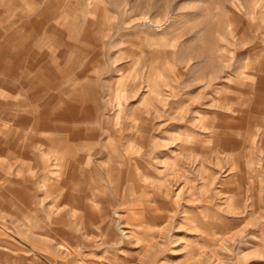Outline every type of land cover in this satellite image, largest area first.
I'll return each mask as SVG.
<instances>
[{"label":"rangeland","instance_id":"rangeland-1","mask_svg":"<svg viewBox=\"0 0 264 264\" xmlns=\"http://www.w3.org/2000/svg\"><path fill=\"white\" fill-rule=\"evenodd\" d=\"M263 135L264 0H0V264H264Z\"/></svg>","mask_w":264,"mask_h":264},{"label":"bare ground","instance_id":"bare-ground-1","mask_svg":"<svg viewBox=\"0 0 264 264\" xmlns=\"http://www.w3.org/2000/svg\"><path fill=\"white\" fill-rule=\"evenodd\" d=\"M46 124V123H45ZM112 149V150H111ZM110 149V151H116V148L115 147H112ZM65 156V157H64ZM60 158V164H59V166H60V169H61V178H62V181H61V185L62 186H66L65 184V182H67V180L65 179V174H66V172H65V174H64V171H66L67 169H68V167H69V165H70V160H68L67 158H69L67 155H66V152L64 153L63 152V154L61 155V156H59ZM121 173L120 171L118 172V171H112V169L110 168V167H107L106 169H105V176L107 177V179L109 180L110 179V176H111V174H115V173ZM93 173V175H94V172H92ZM127 178H128V181H130L129 183H130V185H129V192H130V196L132 195H137V181H135V173H134V170H133V168H132V166H130V170H129V172H128V176H127ZM93 182H94V184L97 186V185H100V181L98 182V180H97V178H95V177H93ZM134 183V184H133ZM134 185V186H133ZM67 195V194H66ZM66 197V196H65ZM67 199H68V197H67ZM70 200V203H71V205H72V209H75V207L77 208V206H82L83 205V207L85 208L84 209V212H82L81 214V216L82 217H85L84 219H87V215H89L90 213V211H88V209H89V206L88 205H85V201H83L82 202V200H80V199H76L74 196H72L71 194H70V198L68 199V201ZM65 203V202H64ZM70 208V207H69ZM71 211V210H70ZM82 211V210H81ZM73 212V211H72ZM85 214H86V216H85ZM109 229V228H108ZM144 257V256H143Z\"/></svg>","mask_w":264,"mask_h":264},{"label":"crops","instance_id":"crops-1","mask_svg":"<svg viewBox=\"0 0 264 264\" xmlns=\"http://www.w3.org/2000/svg\"><path fill=\"white\" fill-rule=\"evenodd\" d=\"M262 143H264V135L262 136V137H260V139H259V141H258V147H259V145L260 144H262ZM31 153V151H29L28 153H27V156H26V158H27V168L29 169V154Z\"/></svg>","mask_w":264,"mask_h":264}]
</instances>
